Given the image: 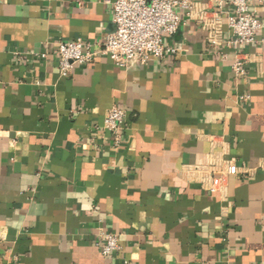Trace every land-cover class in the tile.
I'll list each match as a JSON object with an SVG mask.
<instances>
[{
  "label": "crops",
  "instance_id": "0c3cea01",
  "mask_svg": "<svg viewBox=\"0 0 264 264\" xmlns=\"http://www.w3.org/2000/svg\"><path fill=\"white\" fill-rule=\"evenodd\" d=\"M186 1L174 53L62 75L56 44L98 50L113 0H0V264H264V2L256 42L233 48L231 8L213 44L216 0Z\"/></svg>",
  "mask_w": 264,
  "mask_h": 264
},
{
  "label": "built area",
  "instance_id": "2783aa9c",
  "mask_svg": "<svg viewBox=\"0 0 264 264\" xmlns=\"http://www.w3.org/2000/svg\"><path fill=\"white\" fill-rule=\"evenodd\" d=\"M260 4L264 0H216L217 9L204 10L201 19L202 26L207 30V39L217 43L222 28V14L225 7V22L231 32L229 44L233 48L253 44L261 27L260 19L254 14L251 3ZM187 8L186 0H113V29L108 32L98 50L84 45L81 40L59 41L54 49L59 72L66 75L74 64H89L98 56L109 58L118 67L128 68L134 64H145L151 57L163 58L176 50L166 46L165 37L172 36L181 23L178 8ZM210 14V19L206 18ZM44 54H42L43 56ZM248 58L238 54L231 65L236 77L247 74ZM246 97V96H244ZM124 118V110L112 106L103 118L101 128L109 132L115 144L120 142V122ZM236 165H230L226 173L235 174ZM101 253L109 256L119 249L118 235L113 232H103L99 238Z\"/></svg>",
  "mask_w": 264,
  "mask_h": 264
}]
</instances>
